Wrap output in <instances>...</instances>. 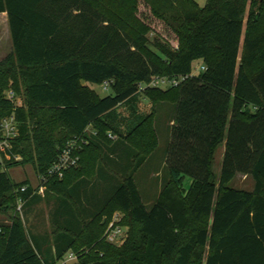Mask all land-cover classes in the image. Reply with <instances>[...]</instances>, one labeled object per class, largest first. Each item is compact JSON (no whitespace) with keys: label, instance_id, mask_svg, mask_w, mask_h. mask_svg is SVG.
Here are the masks:
<instances>
[{"label":"trees","instance_id":"obj_1","mask_svg":"<svg viewBox=\"0 0 264 264\" xmlns=\"http://www.w3.org/2000/svg\"><path fill=\"white\" fill-rule=\"evenodd\" d=\"M0 14L12 49L0 60V124L16 116L20 135L12 152L23 158L0 164L2 204L16 207L34 193L28 181L13 182L9 169L30 163L46 175L89 127L119 137L107 147L92 142L111 168L132 149L84 245L76 239L82 226L70 224L56 238L55 258L44 259L14 216L0 223V264H56L69 252L78 264H264V0H208L203 8L194 0H0ZM155 24L175 36L178 49L160 36L148 39ZM195 62L206 71L179 87L139 90L153 76H190ZM105 82L112 95L102 98L93 86ZM22 88L28 106L6 96L13 90L18 97ZM142 95L152 103L149 114L141 110ZM160 103L175 105L169 180L148 210L134 175L159 147ZM223 144L217 180L213 167ZM238 175L250 176L254 190L232 187ZM85 182L66 187V197L74 199ZM116 210L138 225L122 246L104 238Z\"/></svg>","mask_w":264,"mask_h":264},{"label":"rangeland","instance_id":"obj_2","mask_svg":"<svg viewBox=\"0 0 264 264\" xmlns=\"http://www.w3.org/2000/svg\"><path fill=\"white\" fill-rule=\"evenodd\" d=\"M194 1L199 7L203 8L208 0ZM143 15H145V11L140 7L139 16L142 18ZM153 27L155 30L147 34L148 39L153 41L155 37L160 36V39L168 42L173 48H179L175 36L167 31L163 25L155 24ZM11 50L7 16L6 14H0V60L4 59ZM200 65V62H195L193 65L194 70ZM93 89L102 98L112 95L111 88L104 89V86L99 85L93 86ZM165 90L168 89L163 91ZM15 103L28 106L24 88H22L20 96L15 99ZM140 107L144 113L149 114L152 110V103L142 95ZM174 115L175 105L170 103L157 105L155 129L159 136V147L134 175L143 202L148 210L153 208L162 188L169 180L166 155L170 143L171 122L174 121ZM96 133L97 129L93 127L87 129L86 143L82 140L79 143L78 156L80 157V163L77 167L65 171L62 179H50L43 185L40 183L35 168L30 163L8 170L13 182L20 184L28 181L31 187L37 190L34 191L33 196L28 200H23L20 203L18 201L16 207L3 205L2 201H0V223L8 225L12 217L18 216L23 221L33 245L41 248L42 255L45 258L51 254L52 248L55 247L56 238L63 235V230H66L70 224L76 227L82 226L83 234L77 236L76 239L77 245H84V241L87 240V236L90 234V224L94 220V216L99 213L106 198H109L114 193L117 183L121 181L125 169L130 165L131 161L128 154L131 152V148L127 152L128 156L123 154L124 151L121 152L123 155L116 167L112 165L111 168L108 165L109 163L102 162L101 154L93 146L92 142L98 139L102 145H105L104 147H107L117 142L119 137L112 132H105V130H101L98 135ZM224 154L225 144L221 145L216 153L213 169L217 180L220 178ZM82 177H85L88 183L86 184L85 182L80 189L78 188V194L75 195L74 199L66 197L65 188ZM191 182L192 179L186 177L184 188L188 189ZM231 186L250 191L255 186V181L250 176L238 175L231 183ZM61 195L64 197L62 198ZM67 200L68 202H66ZM115 216L119 217V223L124 231L121 241L117 244V246H122L131 231L137 229L138 225L132 222L130 217L122 211L116 210L111 221ZM105 220L106 217H103L100 225H103ZM84 252L85 248L77 253L81 255ZM67 260L68 255L65 256L63 261L56 264H78L77 261L66 262Z\"/></svg>","mask_w":264,"mask_h":264},{"label":"built area","instance_id":"obj_3","mask_svg":"<svg viewBox=\"0 0 264 264\" xmlns=\"http://www.w3.org/2000/svg\"><path fill=\"white\" fill-rule=\"evenodd\" d=\"M206 71L204 65H200L196 70H193L192 74L189 76L180 77H159L153 76L149 82H144L139 84V90L145 91L146 89H169L179 87L183 82H185L189 77H193L199 72ZM102 86L104 89L110 88V82H105ZM7 98L13 102L17 99V95L13 90H10L6 94ZM20 135L19 123L15 115L6 117L2 120L0 124V164H5L6 161H16L21 162V155H14L13 144L18 139ZM86 143V138L73 139L70 141L64 150L62 151L59 159L51 166L46 175L39 177L40 183L43 185L50 179H62L63 173L65 171L77 167L80 163V157L78 156V150L80 148V141ZM41 186V185H40ZM42 188V187H41ZM28 190L27 186H22L20 188L21 193H25ZM37 189H33L36 191ZM23 200L20 199L19 203ZM2 230L0 229V232ZM124 234L123 228L119 223V217L115 216L114 219L109 222L108 227L105 231L104 238L105 241L111 245H117ZM77 261V256L74 253L68 254V260L66 262ZM65 262V263H66Z\"/></svg>","mask_w":264,"mask_h":264},{"label":"crops","instance_id":"obj_4","mask_svg":"<svg viewBox=\"0 0 264 264\" xmlns=\"http://www.w3.org/2000/svg\"><path fill=\"white\" fill-rule=\"evenodd\" d=\"M120 149H122V151H124L125 150V147L123 146V147H121ZM120 150H116V151H109L108 152V154H109V156H110V158H113L114 156H118L119 154H120V152H119ZM115 158V157H114ZM141 169V168H140ZM254 188H255V186L253 187V189L252 190H250V191H253L254 190ZM241 190H244V189H241ZM247 191V190H246ZM36 248H37V250L41 253V255H42V250H41V248H38L37 246H36ZM69 253H71V252H69ZM68 253V254H69ZM67 254V255H68ZM66 255V256H67ZM55 256H56V251H55V247H53L52 248V251H51V254L50 255H48V257H44L43 255H42V257L44 258V259H48V260H52V259H54L55 258ZM58 263V262H57Z\"/></svg>","mask_w":264,"mask_h":264},{"label":"water","instance_id":"obj_5","mask_svg":"<svg viewBox=\"0 0 264 264\" xmlns=\"http://www.w3.org/2000/svg\"><path fill=\"white\" fill-rule=\"evenodd\" d=\"M261 1H263V0H261ZM82 84H83V85H86L85 81H82Z\"/></svg>","mask_w":264,"mask_h":264}]
</instances>
